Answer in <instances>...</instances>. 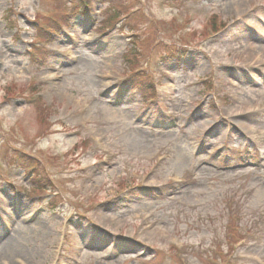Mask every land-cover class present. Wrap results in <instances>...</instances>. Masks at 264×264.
Here are the masks:
<instances>
[{
	"label": "rangeland",
	"instance_id": "374dc122",
	"mask_svg": "<svg viewBox=\"0 0 264 264\" xmlns=\"http://www.w3.org/2000/svg\"><path fill=\"white\" fill-rule=\"evenodd\" d=\"M245 43L264 0H0V264H264Z\"/></svg>",
	"mask_w": 264,
	"mask_h": 264
},
{
	"label": "bare ground",
	"instance_id": "6f19581e",
	"mask_svg": "<svg viewBox=\"0 0 264 264\" xmlns=\"http://www.w3.org/2000/svg\"><path fill=\"white\" fill-rule=\"evenodd\" d=\"M262 46H264V44L254 45L252 43H245L244 47H245L246 51L248 52L247 59L249 60V62H253L258 56H260ZM47 76L48 75H44V78H47ZM236 110H235V112H236ZM104 111L109 113L112 116L111 118H113V119L117 118L116 112H112V110H110V109L109 110L104 109ZM235 115H237V114H235Z\"/></svg>",
	"mask_w": 264,
	"mask_h": 264
}]
</instances>
